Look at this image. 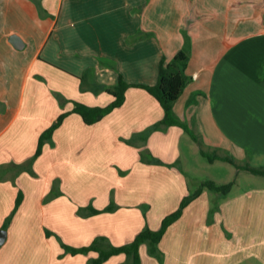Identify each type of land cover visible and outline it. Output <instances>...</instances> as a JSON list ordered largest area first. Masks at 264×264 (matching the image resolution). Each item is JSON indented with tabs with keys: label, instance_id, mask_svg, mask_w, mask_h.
<instances>
[{
	"label": "crops",
	"instance_id": "obj_1",
	"mask_svg": "<svg viewBox=\"0 0 264 264\" xmlns=\"http://www.w3.org/2000/svg\"><path fill=\"white\" fill-rule=\"evenodd\" d=\"M185 35L191 80L175 117L210 130L206 143L219 155L264 167V0H0V264H89L96 252L73 255L61 244L104 237L120 247L146 225L159 230L179 208L191 191L177 164L189 134L171 125L135 137L163 119L155 97L131 86L122 106L93 124L70 111L75 102L106 107L114 98L105 88L120 77L154 85L161 60L184 47ZM65 112L33 174L17 173L14 164L34 155ZM257 183H234L223 198L204 190L189 202L161 237L163 264H264V177ZM111 200L118 209L76 213ZM147 249H138L142 264H160ZM103 264L128 262L118 254Z\"/></svg>",
	"mask_w": 264,
	"mask_h": 264
},
{
	"label": "trees",
	"instance_id": "obj_2",
	"mask_svg": "<svg viewBox=\"0 0 264 264\" xmlns=\"http://www.w3.org/2000/svg\"><path fill=\"white\" fill-rule=\"evenodd\" d=\"M187 36V35H185ZM187 39V37H186ZM191 53L189 42L185 44V46L178 52L175 53L172 59L169 62H165L164 59L160 62V68L158 72V79L157 83L154 85H137V84H129L126 83L122 77L119 78L117 84L113 87L105 88V91L113 96V101L108 104L106 107H96V106H87L84 104H80L75 102L74 108L70 112L77 113L86 124H93L100 121L105 115H107L111 110L122 106L125 100V91L131 86H136L138 88L145 89L150 95L156 98L158 103L164 109V116L161 121L158 123H154L151 125L146 131L142 132L141 134H136V136L142 135L143 137L147 134L151 133L152 131L160 130L164 127H168L171 125L181 126L198 144V139L195 137V134L187 128L185 125L180 123L174 115L173 104L179 98L181 93L184 91L187 84L190 82L191 78L186 75V68L189 60V55ZM65 112L62 113L58 119L49 127L47 128L40 136L38 148L34 155L25 163L16 165L17 173L21 172H28L33 174L32 166L35 159H37L41 155L42 148L46 142H51L52 140V133L54 129H57L61 126L64 118L70 113ZM131 143V139L128 140ZM200 154L205 157L208 161H224L232 164L236 169L247 170L251 172L253 175L257 176H264V167L261 168H254L251 165L246 163L238 164L234 157L231 155H219L213 152L212 156L206 154V151L200 149ZM234 185L233 181L219 184L213 180H204L200 183L199 188L196 191L190 192L186 195L179 206V208L171 212L170 214L166 215L162 222L159 230L153 231L148 225H146L132 240L130 243L122 245L120 247H114L111 245L106 238L104 237H97L94 241L91 242L88 246H83L80 248H73L72 246L66 245L62 243V248H64L67 252L75 254H86L89 251L96 252L98 254L96 259H90L89 264H103L106 260H108L112 255L118 254H125L126 258L128 259L127 262L130 260L131 264H140V257L138 254V249L142 244H146L148 246V253L152 255V257H157L161 254L159 249V242L165 230L173 223H175L182 214V211L185 207L191 202L192 200L196 199L201 192L204 190H209L214 193V195L218 198L225 197L232 189ZM22 194L19 193L17 200H16V207L12 210L11 214L7 217L6 222L3 226L5 229L11 221L12 216L14 215L17 208L20 206L22 202ZM219 208V201L213 203L211 207L210 215L216 212ZM112 209L111 206H108L104 210ZM90 212L88 211L84 215H91V214H99L104 210H94V208H89ZM83 212V211H81ZM106 244V245H105Z\"/></svg>",
	"mask_w": 264,
	"mask_h": 264
},
{
	"label": "rangeland",
	"instance_id": "obj_3",
	"mask_svg": "<svg viewBox=\"0 0 264 264\" xmlns=\"http://www.w3.org/2000/svg\"><path fill=\"white\" fill-rule=\"evenodd\" d=\"M187 21H188V19L184 23L185 27H187ZM185 32L186 31L182 32V35ZM186 37H187V39H186ZM189 38H190V36H188V35L183 38L184 39V44H183L184 46L187 43V41L189 42V40H191ZM189 45H190V43H189ZM184 125L187 128H189L192 131V133L195 134V137L198 139V144H197V143H194V140L191 138L190 135L185 136V138L182 140V143H181V148H182L181 159L179 162H177V164L184 170L185 174L187 175L188 179L190 180V183H191L190 184V187H191L190 192L196 191L199 188L200 183L204 180H213V181L216 180V182L218 181L219 184H222L224 182L233 181V183L238 184L237 188H241V189L247 188L250 186L259 185L257 183V181H260L261 176L257 177V175H253L251 172H247V170H243V172H241L242 171L241 169H239L240 170L239 171L234 166H232L226 162H223V161H219V160L213 161V162L208 161L205 157H203L200 154V149L206 151V154H208L210 156H212L213 152L215 154H219L218 152H220L219 150L215 149L214 147H210V145L206 143L208 141L207 135H209L210 130L208 132H206V130L203 128V125H201L200 128H198L197 123L195 121L194 122L190 121V122L184 123ZM141 157L147 158V160L154 162L155 165H159V163H161V161H162V159L159 156L155 155V153H145L144 152L141 155ZM245 163L253 166L254 168L263 167V166L256 167L253 164H251L250 162H248V163L245 162ZM241 164H244V162ZM164 165H166V164H164ZM118 170H120V169H118ZM238 171H239V173H238ZM118 173L121 176L124 175V172L118 171ZM253 176H254V178H253ZM262 177H264V176H262ZM228 178H229V180H228ZM237 191H240V189L239 190L236 189V191H233V193L237 192ZM110 192H112V190ZM108 206H111L112 209H110V210L102 209L104 211H102L101 213L111 212L115 209H118L117 206L114 204V201H112V200ZM81 211H83V212H81ZM88 211H89V208H87V207L86 208L79 207V208H77L76 213L80 217H85L84 213L86 214ZM56 238L59 239L58 237H56ZM147 248H148V246H147ZM147 253H148V250H147ZM148 254H150V253H148ZM154 258L157 259L160 264H163V257L161 255H158L157 257H154ZM128 264H131L130 260L128 261ZM140 264H142L141 258H140Z\"/></svg>",
	"mask_w": 264,
	"mask_h": 264
},
{
	"label": "water",
	"instance_id": "obj_4",
	"mask_svg": "<svg viewBox=\"0 0 264 264\" xmlns=\"http://www.w3.org/2000/svg\"><path fill=\"white\" fill-rule=\"evenodd\" d=\"M11 41L13 42H17V37L16 36H12L11 37ZM6 237V232L4 230L0 231V245L4 242Z\"/></svg>",
	"mask_w": 264,
	"mask_h": 264
}]
</instances>
